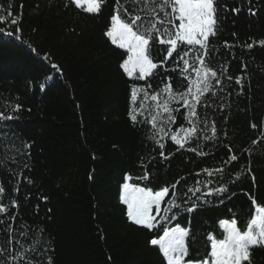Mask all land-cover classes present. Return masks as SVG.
<instances>
[{"label":"trees","instance_id":"16d2710c","mask_svg":"<svg viewBox=\"0 0 264 264\" xmlns=\"http://www.w3.org/2000/svg\"><path fill=\"white\" fill-rule=\"evenodd\" d=\"M65 2L0 0V111L22 105L13 113L18 119L0 121L3 202L13 196L19 204L18 210L8 212L17 213L13 247L18 248L15 240L25 246L39 240L36 253H28L37 264H47L48 257L52 264H165L158 247L150 244L162 232H150L127 219L126 206L119 201L125 175L134 178L130 183L154 190L183 176L177 188L183 193L197 179H211L210 187H215L219 174L195 173L223 167L228 192L208 197L210 203L190 214L182 212L174 222L189 227L190 221L189 259L203 258L207 234H221L218 221L234 216L243 227L253 211L249 196L264 206V46L259 43L264 40V0H217L219 23L206 62L218 71L221 65L227 67V87L211 97L213 106L207 109L218 139L202 142L206 156L178 151L169 140L164 153L171 155L166 160L147 139L149 126L133 125L128 117L134 81L120 68L123 50L105 36L115 0H106L98 16L71 4L65 7ZM234 7L240 8L238 14ZM13 18L18 24L11 23ZM17 27L20 40L15 38ZM163 75L173 77L174 87L180 82L177 72ZM238 77L240 84L235 82ZM221 104L226 105L223 110ZM184 123L177 114L173 130ZM228 147L238 159L225 165ZM145 169L149 180L135 179ZM17 185L18 194L13 191ZM22 222L29 226L24 237L19 234ZM3 227L0 247L7 248L9 235ZM44 248L48 251L40 255ZM251 251L252 264H264V248Z\"/></svg>","mask_w":264,"mask_h":264},{"label":"snow or ice","instance_id":"6c2138e0","mask_svg":"<svg viewBox=\"0 0 264 264\" xmlns=\"http://www.w3.org/2000/svg\"><path fill=\"white\" fill-rule=\"evenodd\" d=\"M105 3L106 0H66L65 7L71 4L87 14L98 16ZM222 7L227 10V5ZM217 11V0H115L114 13L110 16L105 36L112 45L123 50L120 68L127 78L134 81L129 86L128 117L133 125L149 126L147 139L160 149L162 159L170 158L171 154L166 156L164 153L165 144L169 140L178 146V151L186 150L198 156H206L208 153L202 150V142L218 139L216 122L209 119L207 109L213 106L211 97L224 92L227 87L224 85L227 67L221 65L218 71L206 62L210 37L217 33ZM232 11L238 14L240 8L234 7ZM249 12L255 15L251 8ZM11 23L18 24V18H13ZM0 32L4 30L0 29ZM20 32L17 27V40L21 39ZM5 34L10 37L14 35L11 31ZM259 43L264 46V40ZM225 47L230 45L225 42ZM247 47L251 48L253 44ZM169 60L172 61L171 65L168 64ZM51 67L60 70L55 63ZM167 72L178 73L180 82L175 87L173 77L163 75ZM227 79L232 80L233 77L227 76ZM241 80L242 77H238L235 82L240 84ZM135 81L145 83L141 85ZM44 87L43 83L39 85L41 91ZM218 107L223 110L226 105ZM21 108L22 105L15 103L10 106V111H0V121L18 119L13 113H19ZM200 109L205 111L201 112ZM177 114H182L185 123L173 130ZM138 117L141 119L138 120ZM252 143L257 144L259 141L253 140ZM228 151L230 155L224 160L225 165L238 159L237 155L232 154L231 147H228ZM224 171L223 167L202 169L195 175L199 177L201 173H206L208 177H213L219 174L220 181L216 182L215 187H210L213 180L197 179L194 185L186 186L183 193L177 191L180 181L186 179L183 176L171 185H163L154 190L147 184L139 186L130 183L134 178L130 174L125 175L119 201L126 206L127 219L133 225L150 232H162L158 238H152L150 244L158 247L165 264H252L251 250L264 248V206L249 196L253 211L244 226L241 227L234 216L221 219L218 221L220 236L214 233L206 236V255L189 259L190 221L189 227L174 222L182 212L190 214L201 204L210 203L208 197H220L228 192L227 183L222 182ZM149 177L150 173L145 169L144 174L135 179L147 181ZM28 182L31 183L30 180ZM13 191L19 193L18 185L14 186ZM4 193L5 188L0 184V226H4L3 231L9 235L8 247H0V256L7 253L6 261L0 260V264H37L28 253H36L39 240H34L28 246L15 240L18 248L13 247V225L17 213L8 215V212L10 208L18 210L19 204L13 196H9V202L5 204ZM19 227L23 229L20 236H27L29 226L22 222ZM47 251L44 248L39 254L43 255ZM47 264H52L51 257H48Z\"/></svg>","mask_w":264,"mask_h":264},{"label":"rangeland","instance_id":"374dc122","mask_svg":"<svg viewBox=\"0 0 264 264\" xmlns=\"http://www.w3.org/2000/svg\"><path fill=\"white\" fill-rule=\"evenodd\" d=\"M155 211V210H154Z\"/></svg>","mask_w":264,"mask_h":264}]
</instances>
